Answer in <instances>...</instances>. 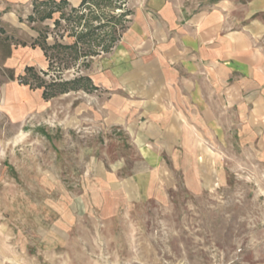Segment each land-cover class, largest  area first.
<instances>
[{
  "label": "rangeland",
  "instance_id": "rangeland-1",
  "mask_svg": "<svg viewBox=\"0 0 264 264\" xmlns=\"http://www.w3.org/2000/svg\"><path fill=\"white\" fill-rule=\"evenodd\" d=\"M139 2L0 0V264H264V96L152 86Z\"/></svg>",
  "mask_w": 264,
  "mask_h": 264
},
{
  "label": "crops",
  "instance_id": "crops-1",
  "mask_svg": "<svg viewBox=\"0 0 264 264\" xmlns=\"http://www.w3.org/2000/svg\"><path fill=\"white\" fill-rule=\"evenodd\" d=\"M134 13L131 40L149 36L152 86L189 94L204 80L215 94L264 96V0H140Z\"/></svg>",
  "mask_w": 264,
  "mask_h": 264
},
{
  "label": "trees",
  "instance_id": "trees-1",
  "mask_svg": "<svg viewBox=\"0 0 264 264\" xmlns=\"http://www.w3.org/2000/svg\"><path fill=\"white\" fill-rule=\"evenodd\" d=\"M85 2H86V0H84V3ZM57 10L58 9L56 8V11ZM78 11H80L79 8L78 9L77 8H70L69 11H68V13H66V16L63 15V14H61L62 15L61 18H63L66 21V24H69L70 22H72L74 20H76L78 22H81L85 18V15L84 14H81ZM56 23H58V21H55V24ZM82 28H85V27L82 26ZM95 31H97V28H95L94 30H88V29L85 28L83 30V32H81L77 36L76 40L77 41H80V42H83V43L89 42V40L91 39V36L94 34ZM75 45H76V43H75ZM43 48H47L48 49V47H44V46H43ZM96 55H98V52H94L93 54L85 53V54L81 55V57L82 58H86V57H91V56H96ZM30 71H31V69H27V72H30ZM81 80H84V79L81 78V79L78 80V82H80ZM86 81L89 82V80H87V79H86ZM22 83H23V85H26L27 84V82H25V81H23ZM53 85L54 86H49V87H47L45 89L43 88L42 98L44 100H47V99H49V98H51V97H53V96H55L57 94H64V93H67V92L70 91V90L67 89L68 88L67 86L69 85L67 83L61 84V85H57V84H53ZM50 87H52V88H54V87H61V90H59V91H52V93L49 94V92H48L49 89L48 88H50ZM78 90H79V88H76V87L73 88V91H78ZM84 90H86V89H84Z\"/></svg>",
  "mask_w": 264,
  "mask_h": 264
}]
</instances>
